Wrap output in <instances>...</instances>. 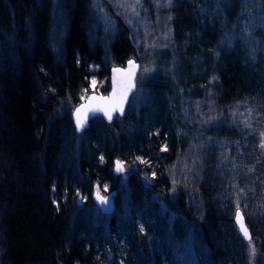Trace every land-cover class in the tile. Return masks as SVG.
Returning <instances> with one entry per match:
<instances>
[{"label": "trees", "instance_id": "trees-1", "mask_svg": "<svg viewBox=\"0 0 264 264\" xmlns=\"http://www.w3.org/2000/svg\"><path fill=\"white\" fill-rule=\"evenodd\" d=\"M57 5L64 24L54 47L52 0H0V264H144L148 244L143 240L150 236L149 246L163 264L157 240L166 231L165 220L141 181L128 179L129 214L117 213L115 202L116 211L107 222L102 213L94 214L92 194L95 186L115 189L114 157L141 160L139 168L145 166L148 184L167 193L162 168L169 161L166 154L175 152L174 130L159 121L155 110H141L137 124L126 114L112 122L94 117L76 132L71 108L83 98L90 78L104 79L107 88L108 60L122 65L132 51L121 32L108 45L92 38L90 0H58ZM172 14L174 40L179 50L184 46L178 61L186 88L200 87L220 108L264 95L263 71L255 73L252 61L243 55L225 53L210 72V61L198 53L213 45L205 26L208 16L184 0ZM235 134L230 133V141L243 146ZM256 150L251 147L243 164L259 175L252 162ZM206 180L194 189L193 206L185 203L186 190L178 191L177 209L184 216L195 212L202 217L197 233L206 243L205 264H243V250L227 240L234 226L224 211L230 203L222 201L221 182L215 177ZM179 224L174 226L177 233ZM262 228L264 233V222ZM120 244L128 246L136 263L110 257L112 246Z\"/></svg>", "mask_w": 264, "mask_h": 264}, {"label": "rangeland", "instance_id": "rangeland-1", "mask_svg": "<svg viewBox=\"0 0 264 264\" xmlns=\"http://www.w3.org/2000/svg\"><path fill=\"white\" fill-rule=\"evenodd\" d=\"M180 1L183 0H90L92 38L108 45L121 32L132 51L127 60L133 59L138 63L135 90L124 114L137 124L141 110H155L154 114L159 121L164 124L167 121L174 130L172 139L175 145V152L166 154L169 161L162 168V175L169 182L167 193L161 190L158 192L148 184L149 174L145 166L139 168L141 160L125 161L119 157L113 159L112 170L114 160L119 161L123 168L121 174L114 175L115 189L108 191L95 186L94 192L110 195L119 207L117 213L124 217L130 212L128 179L133 176L135 180L141 181L153 193L151 201L157 202L158 213L165 220L166 231L162 239L157 240L161 241L160 260L163 258V264H205L202 256L207 252L206 243L197 233L202 217L195 212L191 217L186 213L184 216L178 211L175 200L178 191L186 190L185 203L188 207L195 205L197 198L193 193L197 184L207 181L206 178L210 182L215 177L221 182L220 188L223 187L220 190L224 198L222 201L230 203L224 206V211L235 227L228 230L231 235H228V242L234 243L239 252L243 250V264H263L259 245L264 244V95L252 101L245 100L220 108L210 101V95L205 90L200 87L198 90L196 87H185V81L180 80L182 68L178 61L184 46L179 50L172 28V12ZM184 1L209 18L208 25L205 26L209 27V33L213 36V45L210 44V48L198 53L205 55L210 61V72L217 59L225 53L235 52L252 61V67L257 70L255 73H264V0ZM57 3L58 0H52L54 25L51 41L54 47L61 38L64 24V15ZM110 60L109 69L123 65H116ZM197 60L202 59L197 57ZM105 88V80L94 75L90 78L88 92L83 97L90 92L104 94ZM263 93L264 87L260 94ZM73 108L74 106L71 111ZM164 110L166 111L162 114ZM231 132H236L234 138L241 137L243 146L236 147V142L230 141ZM252 146L257 149V160L254 157L252 162L255 168H259V171L256 168L259 175L248 163L243 164ZM253 173L256 175L252 176ZM255 192L258 195L252 194ZM82 203L81 197H78L77 204ZM92 209L94 214L102 213L104 219L101 218L109 221L111 213L101 212L94 201ZM236 210H240L244 220L248 222L253 235L252 241L244 240L238 232L233 221ZM131 218L134 220L133 216ZM178 221L180 224L177 226V233L174 226ZM151 238L152 236L145 237L143 240V243L148 244L146 251L142 253L143 262L159 264L154 248L149 246L153 245ZM110 257L116 262L130 259L136 263L128 246L122 244L112 246Z\"/></svg>", "mask_w": 264, "mask_h": 264}, {"label": "water", "instance_id": "water-1", "mask_svg": "<svg viewBox=\"0 0 264 264\" xmlns=\"http://www.w3.org/2000/svg\"><path fill=\"white\" fill-rule=\"evenodd\" d=\"M138 70V63L133 59H128L122 66H113L109 69L110 89L107 95H89L84 102L79 103L71 112L75 130L80 134L87 128L89 122L94 117H102L106 121H112L116 117L124 115L125 109L130 99V95L135 88V76ZM123 171L121 163L114 160V175H119ZM93 201L97 208L103 213H113L115 201L110 195H102L93 192ZM234 224L244 238L250 240V231L245 223L240 210L234 214Z\"/></svg>", "mask_w": 264, "mask_h": 264}, {"label": "bare ground", "instance_id": "bare-ground-1", "mask_svg": "<svg viewBox=\"0 0 264 264\" xmlns=\"http://www.w3.org/2000/svg\"><path fill=\"white\" fill-rule=\"evenodd\" d=\"M108 81H109V80H108ZM88 84H89V82H88ZM88 86H89V85H88ZM109 89H110V85H109V83H108L107 88H105L104 91H103L104 94H99V93H96V92H90V93H88V94L86 95V97H83L79 103L84 102V101L86 100V98H87L89 95H91V94H94V95H100V96L107 95V93L109 92ZM134 90H135V88H134ZM86 92H88V89H87ZM86 92H85V93H86ZM133 92H134V91H133ZM133 92H132V93H133ZM131 95H132V94H131ZM131 95H130V96H131ZM79 103H78V104H79ZM78 104H77V105H78ZM77 105H75L74 107H76ZM73 109H74V108H73ZM73 109H72V110H73ZM71 112H72V111H71Z\"/></svg>", "mask_w": 264, "mask_h": 264}]
</instances>
